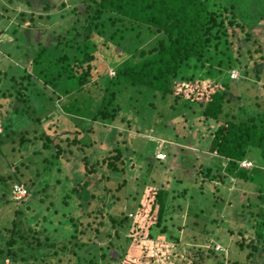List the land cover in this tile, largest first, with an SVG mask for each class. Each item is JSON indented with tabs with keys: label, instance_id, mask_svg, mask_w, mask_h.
<instances>
[{
	"label": "rangeland",
	"instance_id": "374dc122",
	"mask_svg": "<svg viewBox=\"0 0 264 264\" xmlns=\"http://www.w3.org/2000/svg\"><path fill=\"white\" fill-rule=\"evenodd\" d=\"M219 1L235 6L238 20L245 23L243 25L248 28L245 32L248 38L250 36L247 42L244 40V31L236 29V36L230 38L235 45L229 54L232 59L238 57L240 61V66L233 63L234 66L230 68L236 70L232 78L240 76V79L245 80H224L229 87L228 98L231 99L225 110L238 109L239 105L248 106L249 109L245 110L250 115L262 113L264 83H259L257 76L264 82V64L258 68L263 70L259 75L251 67L246 77L242 67L246 51L253 50L254 42H260L264 51V0ZM73 8L76 13H72ZM84 9V0H0V122L7 124L13 118L20 120L14 132L6 124H0V249L6 248L8 234L4 232L15 221L19 234L25 238L16 235V246L30 247L20 255L26 264H59L58 259L71 255L75 242L74 264H135L128 259L138 261L143 257V263L140 264H172V259L177 256L182 259L180 264H264L263 257H257L259 261L254 258L246 261L245 255L249 250L240 251L236 246L241 240L236 228L245 229L253 224L261 213L258 207L264 208V200L257 199L258 185L255 187L253 183L238 177L232 182L231 177L221 170L224 160L209 154L208 150L207 154L203 151L205 142L199 136L211 135L214 123L200 122V110L189 109L183 112V117L177 113L179 110L170 111L172 96L163 101L159 97L151 98L150 94H137L130 89L121 99L118 117L106 126L66 114L61 105L68 99L60 98L58 93L44 87L34 77L26 79L31 70V53L24 48H15L18 45L16 41L21 39L19 43L28 47L32 46L31 40L38 42L40 37L45 36L47 39L55 36L57 31L64 32L72 26L76 16L80 19L85 16ZM22 12H33L37 25L31 27L28 20L21 22L18 15ZM249 16L254 21H250ZM12 22L18 25L16 30H11ZM153 40L143 43L137 48L138 51L152 46ZM237 43L242 48L238 49ZM109 47H99L96 51L98 68L93 72L90 84L77 96H80L77 99L83 102L82 105L87 96H91L94 101L100 99L107 79L114 75L118 65L139 59L137 54L134 57L130 53L126 56L112 45ZM105 64L106 69H103L101 65ZM228 70L225 75H228ZM3 72L7 75H3ZM18 88L21 89L22 97L17 94ZM155 122L160 125L158 130L149 127ZM23 130H26L25 135L30 143L34 144L19 150L18 138ZM43 135L52 140L50 150L41 147ZM67 137L69 142L66 141ZM74 137H77L79 146H87L84 151L78 149V144H70ZM149 138L158 139L161 143L149 141ZM162 139H165V144ZM196 142L200 144L196 145ZM55 145L64 150L56 161ZM115 146L125 149V164H117L123 171L118 177L111 174L113 171L106 164L99 166L110 179L101 181V173L88 176L87 189L90 194L101 196L103 188L114 190L123 183L120 191H112L117 199H111L109 194V206L103 209L102 214L95 212L102 208V203L95 198L88 202L82 199L71 201L75 197L70 195V190L77 182L86 181L83 154L95 163L96 159L111 156ZM160 151L167 155L165 161L155 159V154L161 159ZM250 158L253 167L243 170L254 176L262 168L258 166V159ZM49 159L51 162L47 163L45 160ZM199 165L203 166L202 169L211 168L210 178L217 172L220 177L215 182L205 179L200 184L198 179L202 180V176L198 177ZM7 177L13 178L4 184L1 180ZM14 181L25 183L30 192L27 198L17 201L13 195L9 196V188ZM153 186L162 187L167 192L162 223L166 234L160 235L158 229H153L152 238L138 234L140 238L135 239L138 235L134 231L132 240L124 242L128 231L126 228L119 240L109 218L119 217L121 212L131 214L133 229H141L144 222L148 223V218L143 216L140 218L143 220L141 224L137 221L133 223L135 215H132V209L142 198L143 192H150ZM200 186H203V194L200 193ZM68 196L70 198L66 199ZM63 199L67 200V204L63 205ZM157 212L153 209L150 216L155 219ZM245 213L249 220L244 219ZM70 219L74 220L73 223ZM75 229L78 234L72 238ZM254 236L252 230L243 232L246 243ZM169 237H177L179 243L171 245L173 242L168 241ZM215 245H220L224 251L211 250ZM102 250L104 258L101 257ZM112 251L119 253L120 258L113 261ZM64 261L65 264H73V261Z\"/></svg>",
	"mask_w": 264,
	"mask_h": 264
},
{
	"label": "trees",
	"instance_id": "16d2710c",
	"mask_svg": "<svg viewBox=\"0 0 264 264\" xmlns=\"http://www.w3.org/2000/svg\"><path fill=\"white\" fill-rule=\"evenodd\" d=\"M84 2L85 16L82 19L76 16L72 26L64 32L57 31L55 36H49L47 39L45 36L40 37L38 42L31 40L32 46L28 45V47L20 44L21 39L16 41L18 45L15 48H24L26 52L31 53V70L26 79L34 77L41 81L44 87L51 88L58 93L60 98L68 99L66 103L61 105L62 111L66 114L91 122L102 123L106 126L112 124L118 117L121 110V99L130 89L137 94H150L151 98L159 97L163 101L172 96L173 102L169 105L170 111L179 110L177 113L183 117V112L197 108L200 110V122L214 123L211 135L199 136L205 142L203 151L207 154L206 150H208L209 154L224 160V166H221V170L231 177L232 182H234L235 177H238L245 182L253 183L255 187L258 185L256 188L257 199L259 201L264 200V101L261 102L263 109L262 113L259 114L250 115L247 111L248 106L240 107L238 105V109L225 110L231 99L228 98L230 94L227 88L229 87L224 80L232 78L235 73L236 70L230 69L234 66L233 63L240 66L239 58L234 60L229 54L235 45L230 38L236 36V29H239L246 34L244 36L245 41L250 39V36L248 38V34L245 32V29L248 28L243 25L244 22L238 20L239 14L234 12L235 6H228L219 0H84ZM71 11L76 13L74 8ZM34 15L33 12H22L18 16L23 23L26 20L30 21L32 27V25H37L34 22ZM245 17L248 16L245 15ZM38 18L48 19V17ZM249 19L254 21L252 16H249ZM13 24L12 22L10 25L13 27L11 30H16L18 25ZM238 33L240 34V32ZM149 39H154L152 46L138 51L137 48ZM110 45L126 56L129 53L133 57L137 54L139 59L118 65L114 75L107 79L100 99L94 101L91 96H87L82 105L83 102L78 100L80 96L79 98L77 96L90 84L94 76L93 72L98 68L97 60L99 59H97L96 51L100 49L99 47L110 49ZM252 47L253 50L246 51V58L242 67L244 68V77L247 76L248 69L251 67L255 68L256 75H259L262 68H258L264 64L262 44L256 41ZM240 48L242 45L238 44V49ZM101 67L106 69V64L101 65ZM227 70L229 73L225 75ZM3 75L6 76L7 74L3 72ZM99 76L101 77L102 74L99 73ZM10 79L13 80V78ZM235 80H245V78L240 79L239 76ZM257 81L261 84L264 83L258 76ZM262 85L264 87V84ZM17 91L18 96L22 97L21 89L18 88ZM0 118H2L1 115ZM17 121L20 120L13 118L7 124L2 121L0 124H6L14 132L19 126ZM159 126L155 122L149 127L158 130ZM26 133V130L20 132L19 150L22 149L21 147L34 144L30 143ZM148 140L161 143L158 139L149 138ZM66 141L69 142V137L66 138ZM163 141L165 144V139ZM51 143L50 137L43 135L42 149L50 150ZM70 144H78L77 147L81 151L87 147L86 145L79 146L77 137L71 139ZM198 144L200 142H196V145ZM54 148H56V161L64 153V150L59 145H55ZM123 151L125 149L115 146L111 156L96 159L95 163L91 162L88 155L83 154L86 181L77 182L70 190V195L75 197L71 201L78 202L82 199L84 202H88L91 198H95L102 203V208L95 212L102 214L103 209L109 206L108 195L111 194L110 198L116 200L117 197L112 191H120L123 183L117 185L114 190L103 188L104 193L101 196H95L90 194L89 189H87L89 187L87 177L101 173L99 178L101 181L105 182L110 179L108 175L102 173V168L99 167L104 164L113 171L111 174L119 177L123 169L119 168L117 164H125ZM161 151L159 153L162 158L159 159L155 154V159L165 161L167 155ZM250 157L258 159L260 164H257L262 168L254 176L246 174L243 170L250 168L239 165L243 161H248L252 163L253 167ZM45 161L51 162L50 159ZM191 166L193 167V165ZM202 167V165L197 167L198 177L202 176V180L198 179L200 184H203L205 179L209 182H215V179L220 177L217 172L210 178L211 168L202 169ZM12 178L7 177L1 181L5 184L7 180ZM14 184L26 189L27 195L22 199L30 195L25 183L14 181L9 188V196H12ZM214 187L218 193L216 184ZM200 188V193L203 194V186ZM166 196L167 192L162 187L153 186L150 192L146 190L143 192L142 198L137 201L136 206L132 209L134 210L132 215H135L133 223L137 221L138 224H141L143 220L140 218L143 216L148 218V223L144 222L143 226L140 227L141 229H133L131 214L121 212L119 217H110L111 226L115 228V236L121 240L120 234L126 228L128 231L124 242L132 240L131 234L134 231L135 235H145V238H152L151 231L153 229H158L160 235L166 234V229L162 226ZM69 198L70 196L66 199ZM62 203L63 205L67 204V200L63 199ZM258 208H260L261 213L258 215V219H254L253 224H249L248 216L245 213L244 219H248L247 224L249 225L245 229L236 228L237 235L241 238L236 246L240 251L249 250L245 255L246 261L253 260V258L259 261L257 257L264 259V255H260V253L264 254V208ZM153 209L158 210L155 219L150 216ZM16 213L18 212L16 211ZM137 218L139 219L137 220ZM69 221L73 223L74 220L70 219ZM144 228L145 231H143ZM248 230H252L255 236L246 243L247 240L243 237V232ZM1 231L2 229L0 234ZM234 231L236 230L234 229ZM77 232V229L73 230L71 237L75 238ZM4 233L8 234V239L6 248L0 249V264H4L6 261L8 264H26L20 255L26 248L30 247L16 246V235L23 236L19 234L18 225L15 221H12V227ZM138 237L140 238L138 235L135 239ZM23 239L25 238L23 237ZM168 241L173 242L171 245L179 243L177 237H169ZM76 245L77 242L73 243L71 255H65L58 259L59 264H65L66 261L64 260L73 261L74 264L72 257H74ZM211 250L214 252L224 251L220 245H215ZM104 255L102 250L101 257L104 258ZM120 256L119 253L114 252L112 260L114 261ZM126 257L128 258L127 255ZM143 259L144 257L138 261L128 260L140 264L143 263ZM172 261V264H180L182 259L177 256ZM234 264L238 263L235 262Z\"/></svg>",
	"mask_w": 264,
	"mask_h": 264
},
{
	"label": "built area",
	"instance_id": "2783aa9c",
	"mask_svg": "<svg viewBox=\"0 0 264 264\" xmlns=\"http://www.w3.org/2000/svg\"><path fill=\"white\" fill-rule=\"evenodd\" d=\"M11 194L13 195V197L17 201H19L20 199L24 198L27 195L26 194V189L23 186H20L18 184H14L13 185V190H12V193Z\"/></svg>",
	"mask_w": 264,
	"mask_h": 264
},
{
	"label": "clouds",
	"instance_id": "9594fccd",
	"mask_svg": "<svg viewBox=\"0 0 264 264\" xmlns=\"http://www.w3.org/2000/svg\"><path fill=\"white\" fill-rule=\"evenodd\" d=\"M239 165L241 167H245V168H251L252 167V163L248 162V161H243V162L239 163Z\"/></svg>",
	"mask_w": 264,
	"mask_h": 264
}]
</instances>
